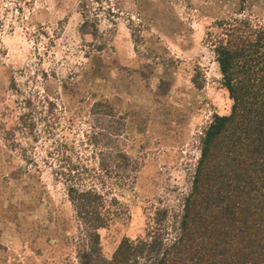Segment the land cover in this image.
Here are the masks:
<instances>
[{"label": "rangeland", "instance_id": "rangeland-1", "mask_svg": "<svg viewBox=\"0 0 264 264\" xmlns=\"http://www.w3.org/2000/svg\"><path fill=\"white\" fill-rule=\"evenodd\" d=\"M233 21L264 25V0H0V264H78L63 158L84 186L102 158L122 175L104 185L124 208L97 231L106 260L176 210L230 110L212 47Z\"/></svg>", "mask_w": 264, "mask_h": 264}, {"label": "trees", "instance_id": "trees-1", "mask_svg": "<svg viewBox=\"0 0 264 264\" xmlns=\"http://www.w3.org/2000/svg\"><path fill=\"white\" fill-rule=\"evenodd\" d=\"M224 32L212 49L229 113L200 133L188 190L176 210L153 209L142 238L122 239L102 258L97 231L124 212L104 185L122 175L102 158L84 186L85 170L60 160L55 174L79 228L78 264H264V25L233 21Z\"/></svg>", "mask_w": 264, "mask_h": 264}]
</instances>
